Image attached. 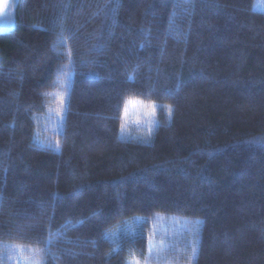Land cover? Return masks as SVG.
<instances>
[{"label": "trees", "instance_id": "1", "mask_svg": "<svg viewBox=\"0 0 264 264\" xmlns=\"http://www.w3.org/2000/svg\"><path fill=\"white\" fill-rule=\"evenodd\" d=\"M256 1L17 0L0 33V256L125 264L163 218L184 221L167 264H264ZM65 91L55 151L35 118ZM129 100L159 105L149 142L120 135Z\"/></svg>", "mask_w": 264, "mask_h": 264}, {"label": "rangeland", "instance_id": "2", "mask_svg": "<svg viewBox=\"0 0 264 264\" xmlns=\"http://www.w3.org/2000/svg\"><path fill=\"white\" fill-rule=\"evenodd\" d=\"M16 1L17 0H4L3 11H0V33L12 29L13 21H9V19ZM255 5L256 9L264 11V0H257ZM64 93L65 92L54 95L53 103L49 105L47 113L41 117L35 118V121H37V131H35L34 142L42 147L53 149L55 151H59L58 135L62 132L65 121V114H58L56 109L59 107V98ZM134 102V105H128L127 115L124 117L125 129L123 132L120 129V135L125 138L136 139L141 142H149L155 129L157 128L155 114H148L150 113V109L145 107L147 104L138 101ZM155 105L157 107L159 106L158 104ZM150 120L155 121L156 123L152 126L153 130L151 135L147 136L148 128L151 126L149 124ZM183 222L184 221L174 219H157L156 224L152 228L153 233H151L153 234V264H167L163 259V257L165 258L164 250L173 246L177 238H181L178 228L180 225L182 226ZM122 229V226H119L114 231L106 233V237L110 239L114 235H116V237H120L123 232ZM131 232L132 231H129L128 233ZM8 248L9 247L6 248L5 252L0 257H4L8 252L7 250H11L12 252L8 256L11 257L12 264H17L18 260L21 262L32 261V264H36V261H39L40 264H42L36 256L33 259L34 254L30 252L29 248H15L11 246L9 249ZM15 249H22V251H18V253H16Z\"/></svg>", "mask_w": 264, "mask_h": 264}, {"label": "snow or ice", "instance_id": "3", "mask_svg": "<svg viewBox=\"0 0 264 264\" xmlns=\"http://www.w3.org/2000/svg\"><path fill=\"white\" fill-rule=\"evenodd\" d=\"M3 6H4V0H0V11H3ZM56 84L64 87L66 84V81L64 79H58L56 81ZM70 99V93H68L67 91H65V93L59 98V107L56 109L57 113L60 115L66 114L67 112V106H68V101ZM134 101H126L124 104V109H123V115L121 116V123H120V129L123 132L125 129V122H124V117L127 115V111H128V105L129 104H133L134 105ZM145 107L150 109V113H148L149 115L155 114L157 106L155 104H151V105H146ZM173 109L171 106L167 107V113L169 118L172 116L173 113ZM155 121L150 120L149 124L151 125L148 128L147 131V136H150L153 130V127L155 125ZM197 224L202 223L201 221H196ZM147 242H148V252L143 255V258L141 259L140 256H137L135 253H132L129 258L126 260L125 264H153V234H149V236L147 237ZM194 244V241H193ZM15 251H22V249H16ZM197 248L195 246L192 247V253L191 256L189 257V261L193 260L196 258L197 256ZM39 253L35 252L34 250V257L35 255H38ZM4 257H0V259H3ZM17 264H32V261H26V262H21V261H17ZM36 264H40L39 261H36ZM168 264H175V262L171 259L168 260Z\"/></svg>", "mask_w": 264, "mask_h": 264}]
</instances>
